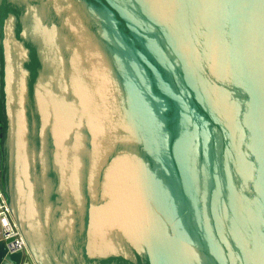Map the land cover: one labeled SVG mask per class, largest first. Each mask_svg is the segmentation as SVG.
Returning a JSON list of instances; mask_svg holds the SVG:
<instances>
[{
	"label": "water",
	"instance_id": "95a60500",
	"mask_svg": "<svg viewBox=\"0 0 264 264\" xmlns=\"http://www.w3.org/2000/svg\"><path fill=\"white\" fill-rule=\"evenodd\" d=\"M0 264H264V0H0Z\"/></svg>",
	"mask_w": 264,
	"mask_h": 264
},
{
	"label": "built area",
	"instance_id": "2783aa9c",
	"mask_svg": "<svg viewBox=\"0 0 264 264\" xmlns=\"http://www.w3.org/2000/svg\"><path fill=\"white\" fill-rule=\"evenodd\" d=\"M0 237L9 252L26 254V242L0 190Z\"/></svg>",
	"mask_w": 264,
	"mask_h": 264
},
{
	"label": "rangeland",
	"instance_id": "374dc122",
	"mask_svg": "<svg viewBox=\"0 0 264 264\" xmlns=\"http://www.w3.org/2000/svg\"><path fill=\"white\" fill-rule=\"evenodd\" d=\"M21 232V231H20ZM26 247H27V252L25 254V256H28L29 258H31L33 261L35 260L33 257H32V254H31V251L30 249L28 248V245L26 244ZM35 262V261H34Z\"/></svg>",
	"mask_w": 264,
	"mask_h": 264
},
{
	"label": "crops",
	"instance_id": "0c3cea01",
	"mask_svg": "<svg viewBox=\"0 0 264 264\" xmlns=\"http://www.w3.org/2000/svg\"><path fill=\"white\" fill-rule=\"evenodd\" d=\"M23 256H25V255L23 254Z\"/></svg>",
	"mask_w": 264,
	"mask_h": 264
}]
</instances>
